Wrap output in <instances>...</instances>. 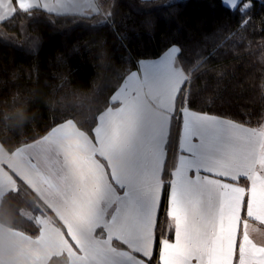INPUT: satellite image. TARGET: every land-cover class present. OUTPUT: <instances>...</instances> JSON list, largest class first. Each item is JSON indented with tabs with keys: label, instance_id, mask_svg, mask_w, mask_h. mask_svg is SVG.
Masks as SVG:
<instances>
[{
	"label": "crops",
	"instance_id": "obj_1",
	"mask_svg": "<svg viewBox=\"0 0 264 264\" xmlns=\"http://www.w3.org/2000/svg\"><path fill=\"white\" fill-rule=\"evenodd\" d=\"M13 1L0 0V22L16 12ZM16 2L21 10L57 15L100 12L99 0ZM177 47L138 63L113 95L112 105L99 115L93 136L68 120L14 152L0 142V202L16 188L18 178L52 213H26L41 228L37 236L0 221V264H48L62 255L69 264H171L174 239L189 220L185 204L206 207L183 184L169 191L174 173L187 166L178 150L186 146L177 122L181 109L190 124L197 117L221 120L240 137L227 162L205 161L231 177L223 190L231 194L229 201L218 187L220 177L208 186L213 191L212 234H219L208 264H232L238 237L247 264L264 257V128L182 107L189 76L178 61ZM161 63L162 71H152ZM226 203L231 211L225 217L220 210ZM164 206L166 222L158 229ZM193 256L189 264H201L204 253L197 250Z\"/></svg>",
	"mask_w": 264,
	"mask_h": 264
},
{
	"label": "trees",
	"instance_id": "obj_2",
	"mask_svg": "<svg viewBox=\"0 0 264 264\" xmlns=\"http://www.w3.org/2000/svg\"><path fill=\"white\" fill-rule=\"evenodd\" d=\"M172 46L189 76L182 107L250 127L263 123L264 0H246L236 11L221 0H102L93 15L17 9L0 22L1 144L14 152L68 120L93 136L138 63ZM16 181L0 202V221L37 236L40 226L22 212L52 213ZM162 215L163 208L158 229ZM48 264L69 261L62 255Z\"/></svg>",
	"mask_w": 264,
	"mask_h": 264
},
{
	"label": "snow or ice",
	"instance_id": "obj_3",
	"mask_svg": "<svg viewBox=\"0 0 264 264\" xmlns=\"http://www.w3.org/2000/svg\"><path fill=\"white\" fill-rule=\"evenodd\" d=\"M162 70L163 63H161L160 69L152 71ZM144 75L147 77L149 71L145 70ZM172 118H175V108H173ZM177 122L183 132L186 144L185 147L178 148V150L183 159L187 161V166L182 171L174 173L175 183L169 185L170 194L175 192L176 184H183L189 193H197L206 207L203 210H198L188 203L185 204L190 209L189 220L184 233L178 234L174 239L173 250L170 253L171 264H189L190 259H195L193 252L197 250H202L204 253L201 264H208V259L214 253L219 239L218 233L215 236L212 234L213 191L208 186L217 184L216 178L220 177L218 187L223 191L227 188V182L231 180V177L207 167L205 161L227 162L234 155L240 137L226 128L221 120L207 121L197 117L190 124L187 111L184 109H181L180 119ZM238 181L239 177H237ZM223 195L225 201L230 200V193L223 191ZM246 205L247 195L242 215L247 210ZM230 211L231 209L226 203L220 213L226 217ZM232 264H247L245 254L239 248V237L234 249ZM251 264H264V257H253Z\"/></svg>",
	"mask_w": 264,
	"mask_h": 264
},
{
	"label": "water",
	"instance_id": "obj_4",
	"mask_svg": "<svg viewBox=\"0 0 264 264\" xmlns=\"http://www.w3.org/2000/svg\"><path fill=\"white\" fill-rule=\"evenodd\" d=\"M223 5L232 11L238 10L246 0H221Z\"/></svg>",
	"mask_w": 264,
	"mask_h": 264
},
{
	"label": "rangeland",
	"instance_id": "obj_5",
	"mask_svg": "<svg viewBox=\"0 0 264 264\" xmlns=\"http://www.w3.org/2000/svg\"><path fill=\"white\" fill-rule=\"evenodd\" d=\"M101 1H102V0H99L100 4H101ZM13 3H14V5H15V9H16V10L20 8L19 6H17V2H16V1H13ZM244 3H245V2H244ZM244 3H243V4H244ZM243 4H242V5H243ZM95 11H96V10H94V12H95ZM95 13H96V12H95ZM95 13H94V14H95ZM176 47H177V46H175V48H176ZM177 48H178V47H177ZM259 127H263V128H264V121H263V123H262ZM22 213H23L25 216L27 215L26 213L29 214V212H25V211H23ZM30 214H31V213H30Z\"/></svg>",
	"mask_w": 264,
	"mask_h": 264
},
{
	"label": "clouds",
	"instance_id": "obj_6",
	"mask_svg": "<svg viewBox=\"0 0 264 264\" xmlns=\"http://www.w3.org/2000/svg\"><path fill=\"white\" fill-rule=\"evenodd\" d=\"M17 118L18 119H23L24 118L23 110H17Z\"/></svg>",
	"mask_w": 264,
	"mask_h": 264
},
{
	"label": "built area",
	"instance_id": "obj_7",
	"mask_svg": "<svg viewBox=\"0 0 264 264\" xmlns=\"http://www.w3.org/2000/svg\"><path fill=\"white\" fill-rule=\"evenodd\" d=\"M164 208H165V206L163 207L162 225H163V223H164V219H165V215H164Z\"/></svg>",
	"mask_w": 264,
	"mask_h": 264
}]
</instances>
